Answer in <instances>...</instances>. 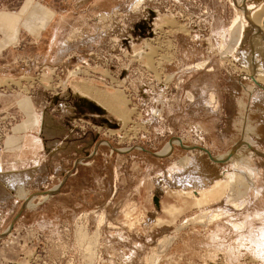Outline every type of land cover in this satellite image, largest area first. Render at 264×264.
<instances>
[{
  "label": "rangeland",
  "instance_id": "1",
  "mask_svg": "<svg viewBox=\"0 0 264 264\" xmlns=\"http://www.w3.org/2000/svg\"><path fill=\"white\" fill-rule=\"evenodd\" d=\"M22 1L0 0V12ZM32 1L62 13L75 4ZM239 8L234 0H123L65 21L67 31L87 30L67 41L82 46L76 63H44L33 46L20 53L0 45V157L25 115L62 126L63 140L47 134L55 142L92 141L84 157L69 148L27 177L0 170V264H264L231 231L239 215L215 221L208 213L248 201L264 213V85L254 82L264 66L253 74V30L240 47L230 40ZM230 50L236 58L225 57ZM87 105L100 121L76 120ZM253 149L261 155L251 168ZM249 168L261 179L256 200L238 174ZM248 206L239 210L247 227ZM263 223L242 235L264 250Z\"/></svg>",
  "mask_w": 264,
  "mask_h": 264
},
{
  "label": "crops",
  "instance_id": "2",
  "mask_svg": "<svg viewBox=\"0 0 264 264\" xmlns=\"http://www.w3.org/2000/svg\"><path fill=\"white\" fill-rule=\"evenodd\" d=\"M74 1L75 4L72 11H67L65 13L43 5H33L32 0H23L21 6L16 10L1 11L0 45L4 47V50L13 49L20 53L28 49L29 46H33L37 51V57L44 63L63 65L80 61L81 57H78V50L82 46L79 45L78 39H76L74 43H68L67 41L73 37L74 32L78 33L79 31L83 32L87 30H85V27L80 26V24H76L67 31L63 27L65 21L71 19L75 21V19L78 20V18L87 20L96 14L99 15L103 13L107 8V11L115 10L120 7L123 0H99L96 7L92 6L95 0ZM100 5H104L106 8L104 6L99 7ZM85 46H83V48ZM26 57L27 59H31V55ZM257 102L260 103L259 100ZM82 111H84V114L77 117L75 116L76 120L82 118L85 120L90 119V121H100L95 116L96 110H94L91 105H87ZM213 117L216 118V116ZM74 119L75 118H71V121ZM22 124H19L11 137L5 141L4 149L0 157L2 159V161H0V170L2 173L6 171V176L27 177L31 175L32 172H36L37 169L41 168L43 163L47 162L48 159H61L62 154L70 150L69 148H75L71 152H75L77 155L80 154L84 157V153L87 154L85 150H87L91 145L90 143H92V141L83 142L84 139L81 138V140L71 141L66 144L64 141L60 143L55 142L48 137L47 134L51 131L56 132V134L61 135L60 139L63 140L65 133L62 126L53 124L52 127H50L49 124H46L37 117L35 120H30L29 116L25 115ZM29 124L33 126H29ZM198 129L200 128L198 127ZM86 133H88V131ZM177 141L181 142L180 139H177ZM181 147L188 150L195 149L185 146ZM198 149L203 150V152L209 155V152L203 148ZM94 152H96V150ZM152 156L161 160L167 158V156H159V154L156 153ZM95 157L98 159L99 155L97 156L96 154L94 160L86 164V166L95 164L97 162ZM77 172L78 171H76L73 176H77ZM80 190L85 193L88 192L86 186Z\"/></svg>",
  "mask_w": 264,
  "mask_h": 264
},
{
  "label": "bare ground",
  "instance_id": "3",
  "mask_svg": "<svg viewBox=\"0 0 264 264\" xmlns=\"http://www.w3.org/2000/svg\"><path fill=\"white\" fill-rule=\"evenodd\" d=\"M234 1H236V3L240 6V8H241V13L239 14L240 16H239V18L238 19H236L234 22H233V24H232V26H231V33H229V35L230 34H232L231 35V39L230 40H232L231 42L232 43H234V45L235 46H237V47H240L241 46V44H242V42H243V39H244V37L245 36H248V33H249V31H252L253 30V32H254V35L250 38V40L248 41L247 40V43H249V44H252L253 45V55H250V53H249V55H250V57H252V58H250L252 61V65H253V69L256 67V69L257 70H255V71H253L252 69H249V70H247L248 71V74H249V72H252L253 71V74H254V72L256 73V71H259V72H262L261 71V69H262V67L264 66V0H234ZM243 5H244V9H243ZM239 8V9H240ZM245 32H248L247 33V35L245 34ZM252 32V33H253ZM227 33V32H226ZM234 33H235V35H237L238 36V38L235 40V39H233L232 37H234L233 35H234ZM237 33V34H236ZM222 34V33H221ZM189 36V35H188ZM247 39H248V37H247ZM225 41V40H224ZM230 42V41H229ZM246 48H250V47H246ZM237 50V49H236ZM237 52L238 51H228V52H226L225 54H226V58H236L235 57V55L237 54ZM241 54V53H240ZM239 54V55H240ZM244 54V53H243ZM243 54H241V55H243ZM238 55V54H237ZM248 55V56H249ZM260 59H259V58ZM246 58H248L247 57V55L245 54V59ZM238 59V58H237ZM250 61V60H249ZM249 61H247V62H249ZM248 65H249V63H248ZM250 66V65H249ZM251 70V71H250ZM246 71V72H247ZM261 74V73H260ZM252 75V74H251ZM255 75V74H254ZM253 75V76H254ZM255 77V76H254ZM251 79V78H250ZM252 79H253V77H252ZM254 82H256L257 84H258V86L259 87H263V85H264V72H262V74L261 75H258V78H256V79H254ZM254 85H256V84H254ZM263 91V90H262ZM257 101V100H256ZM176 143H177V141H176ZM238 146V145H237ZM168 147V146H167ZM167 151V150H166ZM170 151V150H169ZM234 152V151H233ZM166 153V152H165ZM167 153H169V152H167ZM162 154H164V153H162ZM172 155V154H171ZM231 155V154H230ZM259 155H261V154H259L257 151H255L254 149L251 151V154H250V156H251V158H250V161H249V165H250V167L251 168H253V162L255 163V162H257V160H258V156ZM228 156V155H227ZM227 156H226V158H227ZM232 156V155H231ZM234 156V155H233ZM256 156V157H255ZM236 156H234L233 158H232V160L235 158ZM221 158V157H220ZM229 158H230V156H229ZM214 159V161L217 159V157H216V159L215 158H213ZM212 159V160H213ZM257 159V160H256ZM220 160V159H219ZM219 160L217 159V161L219 162ZM220 161H222V159L220 160ZM236 164V163H235ZM234 164V165H235ZM235 168H237V166L235 167ZM250 169V168H249ZM252 169H250V171L248 172L249 173V175H247V174H245V173H238L239 175H240V178H242L241 179V181H243L242 183L241 182H239V183H241V185L242 186H245V187H247L248 188V191L250 190V192H252V193H255L254 195H255V200L258 198V197H260V195L262 194V193H260L262 190H260L259 191V188H257L256 186H258V185H256V184H258V179L259 178H257L258 177V175H257V173L255 174L254 173V171H251ZM260 172V171H259ZM235 173V172H234ZM236 175H238L237 173H235ZM235 175V176H236ZM234 176V177H235ZM222 177V176H221ZM232 178V177H231ZM261 178V177H260ZM235 179V178H234ZM239 179V178H238ZM236 180V179H235ZM240 180V179H239ZM239 180H237V181H239ZM260 180L261 179H259V183H260ZM223 180H218V182H216V184H215V186L210 190V192L209 191H207V193L209 192V193H211L212 192V190L213 189H218V188H220L221 186L220 185H222L223 184V182H222ZM233 181V180H232ZM202 184V183H201ZM204 185V184H203ZM206 186V185H205ZM231 187V186H230ZM238 187V186H237ZM211 188V187H210ZM208 189V188H207ZM237 189H239V188H237ZM209 190V189H208ZM202 191V190H201ZM214 193L216 192V191H213ZM247 202V201H246ZM249 202V203H248ZM247 203L248 204H250L251 205V207L250 208H253L254 209V211L252 212V213H250L249 215H248V220H249V226L247 227V224L245 223V222H243L241 219V214L243 213V211H239L243 206H245V208H247V206L248 205H246V203H242V204H239V205H237V204H232L231 205V203H230V205L231 206H227V207H230L229 209L227 208V207H224V208H220V209H218L217 208V210H213V211H211V212H208L209 214H210V216L213 218V219H215V221L216 220H220V219H223V217L225 216V215H230L231 216V213L233 212V213H235L236 214V216L237 215H239V217H237L236 219H233L232 221H230V223H231V225H232V229H231V231H234V234L236 235L235 237H236V239H237V242H239V246H240V248H243L244 250H246V251H248L249 253H247V254H250V255H255L256 256V258H264V250L263 249H261L260 247H262L261 246V242H258V240L257 239H251L250 241H249V239H246L242 234H245L244 232H246V229H248L249 230V228H251L250 226H252V223L253 222H255V221H260V222H262L263 223V219H264V213L261 211V212H259V210H257V209H255L254 207H255V204H252V202L251 201H248ZM249 205V206H250ZM253 205V206H252ZM248 206V207H249ZM248 209V208H247ZM246 209V210H247ZM234 210H236V211H238V213H236V211H234ZM249 210V209H248ZM260 214L262 215V217H261V219L259 220V216H260ZM201 216V215H200ZM235 216V217H236ZM204 217V216H203ZM210 217V218H211ZM226 217V216H225ZM212 219V220H213ZM192 220V219H191ZM203 220V219H202ZM191 222V221H190ZM255 224V223H254ZM253 224V225H254ZM264 224V223H263ZM238 230H241V232L240 231H238ZM218 231H220V230H218ZM251 233H253V235L254 236H256V232H254L253 230L251 231ZM220 234V233H219ZM216 235V234H215ZM252 235V236H253ZM84 238V237H83ZM254 238V237H253ZM239 239V240H238ZM238 244V243H237ZM92 246V245H91ZM232 246V245H231ZM234 246H235V244H234ZM240 248H230L231 249V251H230V253L232 254V256H233V258H234V260H238L240 257H242L241 255H242V250L240 249ZM239 255V256H238ZM155 259V258H154ZM153 260V259H152ZM250 260H252V261H250L251 263H253L254 262V257L252 258L251 257V259ZM257 260V259H256ZM219 261V260H218ZM152 262V261H151ZM155 262V261H154ZM257 262H259V261H257ZM209 264V263H208ZM221 264V263H220ZM260 264V263H259Z\"/></svg>",
  "mask_w": 264,
  "mask_h": 264
},
{
  "label": "water",
  "instance_id": "4",
  "mask_svg": "<svg viewBox=\"0 0 264 264\" xmlns=\"http://www.w3.org/2000/svg\"><path fill=\"white\" fill-rule=\"evenodd\" d=\"M153 155V154H152ZM58 192L57 191H55V192H49V193H47L49 196H52V195H56ZM25 210V206L22 208V210H21V212H20V214L23 212Z\"/></svg>",
  "mask_w": 264,
  "mask_h": 264
}]
</instances>
